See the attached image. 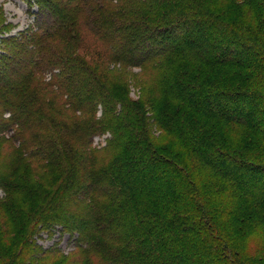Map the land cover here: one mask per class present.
<instances>
[{
	"label": "trees",
	"instance_id": "obj_1",
	"mask_svg": "<svg viewBox=\"0 0 264 264\" xmlns=\"http://www.w3.org/2000/svg\"><path fill=\"white\" fill-rule=\"evenodd\" d=\"M27 1L40 36L0 46V264H264V0ZM57 227L68 252L37 243Z\"/></svg>",
	"mask_w": 264,
	"mask_h": 264
},
{
	"label": "rangeland",
	"instance_id": "obj_2",
	"mask_svg": "<svg viewBox=\"0 0 264 264\" xmlns=\"http://www.w3.org/2000/svg\"><path fill=\"white\" fill-rule=\"evenodd\" d=\"M36 7L30 8L27 0H0V38L11 37L10 40L0 42V46L3 49H7L9 51L14 50L18 47L16 39L19 38L20 34H27V36L31 34H36V28H38V37L41 34V31L44 29V24L37 23L34 20ZM50 38H46L43 41L47 44L50 43ZM1 41V39H0ZM38 41V39H37ZM26 42V41H25ZM40 42V40L38 41ZM52 44V45H51ZM51 46L54 45V41L51 42ZM48 46V45H47ZM50 47V46H49ZM47 50V48H44ZM41 51H44L41 48ZM40 53V49L37 51ZM41 54V53H40ZM55 71V70H52ZM136 71V70H134ZM51 72L48 71L44 74V78L46 80L50 79ZM138 86L131 84L129 92L130 96L136 97L138 94ZM176 114V111H174ZM179 114V113H178ZM8 114H6L7 116ZM108 137L107 133H98L93 136L92 140V148H101L105 145L106 139ZM170 146L174 148L175 154L181 155V149L175 148V143L172 140H169ZM176 160H180L181 156L176 155L174 156ZM214 183L212 180L209 181L207 179L203 180V185L201 186V191L208 197L209 200H222L224 205H227L228 202L224 195H227L228 192L227 187L225 186L224 182H217ZM260 183L264 184V177ZM226 187V188H225ZM251 191L257 195L260 192V196L253 197L254 206H253V213L252 214H264V189L261 190L258 186L253 187ZM2 196V191L0 190V197ZM237 214H249L247 210H243L241 208H237ZM37 243L42 246L43 248H49L51 246L57 245V247L64 251L68 252L69 250L74 248V239L73 237L69 236V234L64 233L60 230L59 227L54 228L52 233H47L46 231H41L36 237Z\"/></svg>",
	"mask_w": 264,
	"mask_h": 264
}]
</instances>
